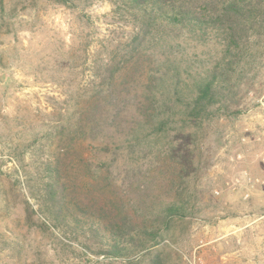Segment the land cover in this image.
I'll return each instance as SVG.
<instances>
[{
	"label": "rangeland",
	"instance_id": "374dc122",
	"mask_svg": "<svg viewBox=\"0 0 264 264\" xmlns=\"http://www.w3.org/2000/svg\"><path fill=\"white\" fill-rule=\"evenodd\" d=\"M132 33L116 0H0V264H82L78 245L40 225L25 187L36 185L37 165L56 147L39 135L76 114L84 134L67 141L73 158L112 161L116 186L128 178L127 195L150 215L183 209L149 259L264 264V36L206 118L189 119V102L219 52L188 33L136 53L111 93L93 89L108 54ZM151 74L160 79L152 83ZM167 102L176 111L154 121ZM74 162L79 188L116 199L103 173ZM60 241L73 254L55 257Z\"/></svg>",
	"mask_w": 264,
	"mask_h": 264
},
{
	"label": "trees",
	"instance_id": "16d2710c",
	"mask_svg": "<svg viewBox=\"0 0 264 264\" xmlns=\"http://www.w3.org/2000/svg\"><path fill=\"white\" fill-rule=\"evenodd\" d=\"M116 6L129 17L133 33L125 48L117 46L108 54L95 75L98 83L93 89L99 94L111 93L116 76L136 53L165 46L181 33H188L201 44H212L219 52L189 102V119L206 118L210 108L218 103L222 90L233 84L256 45L254 40L264 36V0H116ZM149 79L155 83L160 78L151 74ZM174 106L173 102H167L152 119L158 121L165 113L174 112ZM84 112L87 114V110ZM82 120L83 116L76 114V119L71 118L51 132L39 135L47 147L54 142L56 147L37 165L36 185L25 186L33 190L31 198L37 205L33 214H38L40 225L48 231L59 232L65 240L80 247L83 254L77 257L82 264H101L90 261L88 255L126 264H161L158 256L149 259L146 254L151 245H158L170 220L183 215V209L173 204L159 214L150 215L143 202L135 203L127 195L131 186L128 178H124L122 188L116 186L112 161L93 165L79 152H74L76 157L73 158L66 144L82 137ZM156 131L162 132L161 129ZM74 159L84 163L85 168L92 166L103 173L109 187L114 188L116 199L93 195L87 188H79ZM143 213H148L158 226L155 224L151 228L154 223H149ZM54 245L52 250L57 258L73 254L66 242Z\"/></svg>",
	"mask_w": 264,
	"mask_h": 264
}]
</instances>
